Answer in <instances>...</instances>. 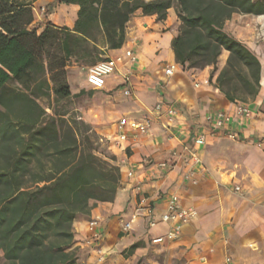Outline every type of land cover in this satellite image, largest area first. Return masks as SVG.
<instances>
[{
  "label": "crops",
  "instance_id": "1",
  "mask_svg": "<svg viewBox=\"0 0 264 264\" xmlns=\"http://www.w3.org/2000/svg\"><path fill=\"white\" fill-rule=\"evenodd\" d=\"M31 5L37 32L48 23L72 30L78 17L76 3L31 0ZM178 25L174 7L161 20L138 8L126 21L119 46L110 47L103 33L97 42L89 41L90 49L95 45L99 52L66 60L69 96L91 101L82 108V117L99 135H115L121 117L135 120L148 113L151 120L149 134L126 125L127 139L111 146L121 171L120 185L113 200L98 201L89 214L73 221L76 264H264V13L235 12L224 23L261 64L257 92L246 100H229L214 83L226 63V49L215 66L184 67L175 60L172 39ZM126 50L132 51L134 61H128ZM117 53L132 72L130 95L122 91L127 85L122 72L109 74L101 89L86 82L90 64ZM171 64L173 72L166 75ZM236 100L250 108L249 116L236 114ZM157 103L174 105L177 115L171 120L159 116L153 111ZM217 110L229 114L230 121L223 134L211 135L205 118ZM199 134L205 135V142L195 145ZM187 147L196 149L201 164L191 165ZM160 161L167 165L157 166ZM190 171L192 177H186ZM236 185L239 190H234ZM172 193L195 211L175 238L168 237L170 225L160 220ZM92 218L99 223L91 228ZM151 219L154 225H149ZM123 221L131 226L128 233L121 231ZM95 232L101 233L99 238ZM158 237L162 240L154 241Z\"/></svg>",
  "mask_w": 264,
  "mask_h": 264
},
{
  "label": "trees",
  "instance_id": "2",
  "mask_svg": "<svg viewBox=\"0 0 264 264\" xmlns=\"http://www.w3.org/2000/svg\"><path fill=\"white\" fill-rule=\"evenodd\" d=\"M59 1L79 5L73 31L48 23L37 32L31 0H0V251L8 264H76L73 221L113 200L120 185L116 155L99 153L89 126L48 114L37 100L50 90L70 95L66 60L99 52L90 40L104 33L110 47L119 46L134 10L161 20L174 7L178 63L215 66L226 49L214 80L225 96L246 100L259 85L258 57L224 23L235 12L263 14L264 0Z\"/></svg>",
  "mask_w": 264,
  "mask_h": 264
},
{
  "label": "built area",
  "instance_id": "3",
  "mask_svg": "<svg viewBox=\"0 0 264 264\" xmlns=\"http://www.w3.org/2000/svg\"><path fill=\"white\" fill-rule=\"evenodd\" d=\"M125 56H128L130 60L134 61L131 50L125 51ZM127 61L124 59L122 54H113L109 55L106 58L99 59L96 62L90 64L86 69V82L93 89H101L105 86L106 77L114 72H122V77L126 82V86L122 89L125 95L131 94L130 88V77H131V69L126 66ZM175 65L171 64L167 68H165V74L170 75L173 72ZM122 69H124L122 71ZM159 116L164 114L168 120L174 118L177 115V108L174 105L164 106L162 103H157L153 110ZM235 112L236 114H243L245 116H249L251 114V110L244 103H241L239 100L235 101ZM153 113V112H151ZM206 121L209 124V133L211 135L214 134H223L224 124L230 121V116L226 112L222 110L212 111L207 114ZM150 124L151 120L149 118L148 113L143 115L141 119H128L126 117H121L117 120L116 126L118 128V132L115 135L107 134V135H99V141L106 142L111 145L120 146L123 141L127 139V133L124 130L126 125L133 131H138L140 133H150ZM227 136L230 138H235L236 135L233 132H228ZM205 142V135L199 134L195 139V145H201ZM187 152L190 155L189 161H191V165L195 166L196 164H201L200 158L197 156L196 149L192 147L186 148ZM173 155H177L176 151H173ZM167 165L166 161H160L157 163V166L164 167ZM193 171V170H192ZM186 174V177H192L193 172ZM129 176L132 175V170L127 173ZM195 182L196 180L193 178L192 180ZM137 188H139L137 186ZM240 186H234V190H239ZM195 215V211L192 207H184L179 200V196L176 193H172L167 201L166 209L161 213L160 220L166 222L170 225L168 231V237L175 238L180 233L181 227L184 223L190 221ZM155 220H149V225H154ZM99 223L98 219L92 218L89 219V226L92 228ZM131 229L130 224L126 222L121 223V231L124 233H128ZM101 235L100 232H95L94 237L99 238ZM162 237L155 238L154 241H160Z\"/></svg>",
  "mask_w": 264,
  "mask_h": 264
},
{
  "label": "rangeland",
  "instance_id": "4",
  "mask_svg": "<svg viewBox=\"0 0 264 264\" xmlns=\"http://www.w3.org/2000/svg\"><path fill=\"white\" fill-rule=\"evenodd\" d=\"M77 70V69H76ZM80 74H84V69H79ZM74 79V78H73ZM77 81V80H76ZM14 85V84H13ZM74 87V84H72ZM38 102L46 109L48 114H63L64 117L68 119H74L78 124L84 123L89 126V130L87 133L91 134L92 138L95 140L94 145L98 146V150L100 154H114L111 145L106 142L99 141V134L97 133L96 129L92 127V125L86 121L82 116H84L83 107L86 105H90L88 102L91 101H79L71 96L68 97H59L56 96L51 90L49 91V95H40L37 98ZM85 133L84 128H80L79 135L82 136ZM0 264H8L7 261L4 259L2 252L0 251Z\"/></svg>",
  "mask_w": 264,
  "mask_h": 264
}]
</instances>
